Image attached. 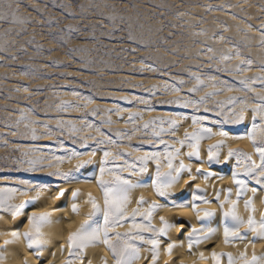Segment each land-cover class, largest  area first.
I'll list each match as a JSON object with an SVG mask.
<instances>
[{"label": "rangeland", "instance_id": "1", "mask_svg": "<svg viewBox=\"0 0 264 264\" xmlns=\"http://www.w3.org/2000/svg\"><path fill=\"white\" fill-rule=\"evenodd\" d=\"M12 13L22 22L14 23ZM225 55L233 58L223 61ZM246 60L252 61L251 67L237 73ZM262 69L264 0H0V182L52 184L58 169L46 167L45 161L39 166L43 170L30 171L26 161L40 156L60 163L47 154L56 150L57 141L83 151L80 142L92 146L90 142L104 138L100 132L133 133L135 128L139 130L130 139L123 138L110 151L143 152L133 151L136 146L150 150L152 129L145 132L143 125L159 113H184L168 101H199L221 92L198 111L187 109L190 115L222 119L220 102L235 96L246 99L248 106L255 104L258 92L264 96V85L257 80L251 92L212 85L228 81L239 88L240 80L264 77ZM195 76L206 87L192 93L199 86ZM209 76L217 79L210 81ZM174 85L180 91H171ZM150 89L156 90L155 96ZM85 97L93 102L88 104ZM64 104L79 108L62 109ZM149 105L155 110L146 111ZM118 108L128 111L117 113ZM94 109L98 112L91 115ZM132 111H140L143 119L127 124L126 131L115 125V115L124 118ZM107 119L111 126L103 124ZM85 121L100 130L85 127ZM68 125L82 130L72 133ZM49 129L53 131L46 135ZM33 130L39 139L31 138ZM38 147L43 153L31 151Z\"/></svg>", "mask_w": 264, "mask_h": 264}, {"label": "snow or ice", "instance_id": "2", "mask_svg": "<svg viewBox=\"0 0 264 264\" xmlns=\"http://www.w3.org/2000/svg\"><path fill=\"white\" fill-rule=\"evenodd\" d=\"M11 19L14 23H21L15 13H12ZM220 39H223L221 36ZM130 43L135 44L134 41L129 36ZM139 47V45H137ZM136 49L134 48L133 51ZM211 51V49H208ZM233 57L231 55H225L221 59L223 61H229ZM236 58H240V53H236ZM252 65L251 60H246L243 64L238 65L235 69L237 73L245 71L247 68H250ZM149 70L156 71L157 69L151 65L148 66ZM264 71V69H262ZM197 84L199 85L196 88L191 90L192 93L201 91L204 85L203 80L199 76L193 77ZM210 81H215L217 77L209 76ZM259 80L264 82V77H256L251 80H240L238 83L239 88L235 85L229 83L228 81H221L219 84H213L214 88H221L222 91H243L251 92L254 89L251 87L252 84L256 83ZM168 89H166L167 91ZM171 91L178 92L180 88L173 86ZM151 96L156 95L155 89L149 90ZM73 95L79 96L80 93L73 92ZM221 92H212L207 97L201 98L199 101L196 100H185L181 102L180 100L168 101V104L176 105L178 108H195L198 109L203 106L208 99L213 96L220 95ZM88 104L93 102L92 97H85ZM142 104H149V100L144 97L137 98ZM248 101L243 98L230 97L227 101L220 102L218 105L219 115L223 117L219 120H210L207 115L193 113L187 115L184 113H170L174 116V119H154L146 122L143 125V130L147 132L149 129H152V139L155 142L150 150H145L142 146L133 147V151H143L144 155L141 156L138 160L132 161L128 159V154L126 153H116L115 155L110 151L111 147H120L121 140L125 137L131 138V135L138 131L139 129H133V133H115L108 134L100 132V135L104 137L103 139L97 140L95 145L89 146L86 141L80 142V148L84 149H69L66 148L62 141L56 142V150H49L47 153L53 159L57 160L60 163H63L65 160H80L84 156L95 157L97 153L102 154V158L99 161L98 169H93L97 171L98 175H90L89 170L90 166L93 164L92 160L82 161L77 164L75 169L72 172H55L52 175L58 180L65 183H96L100 188L103 194V203L104 207L101 208L97 201L89 194L87 203L92 207V214L86 218L84 224L80 228L72 233L68 238V247L69 251V260L67 264H76L77 260L82 261L84 252L89 247H96L99 245L106 246L112 253L113 258L116 261V264H136V261L140 259V245L135 243V241H141L142 243H148L151 245L149 251L151 252V264H157L159 255L161 240L160 237L167 236L168 232L177 227L175 223H169L161 217L162 227L159 229L153 228L151 224V218L155 212L160 210L162 207H171L177 209L189 208L191 207L197 216L200 213L197 211L199 203L207 204L211 203L206 196V189L197 188L195 191L190 192L189 198H180L173 199L171 189H173L181 180L183 174L187 173L191 180H196L198 177L191 175L192 167L191 164L185 165L184 161L180 159L181 149L187 147L190 151L187 153L190 161H200V167L196 168V172L199 178H202L206 183L210 181L214 176H217L216 173L212 171L203 172L202 167L205 163L200 159V145L204 140H210L214 136H220L223 139L214 145H211L208 148L207 155V164L211 168L213 164L221 163V153L227 148V159L235 160V165L231 171V178L233 184L236 186V199H232V190H227V195L222 203L220 202L221 195L225 190H220L215 193L216 201L219 203L221 209L225 205H229V209L226 212H223V235L225 244H233L237 241H245L248 239L250 233H254L252 239V244L255 245L257 240H264V218L257 222L253 215H249L247 221L245 222L242 219L237 211V205L242 198L247 197L248 193L251 192L253 198L256 196L257 191H264V96H259L256 98L255 107L251 108L252 119L247 128L241 133H232L229 130H226L224 125L226 124H242L245 119V113L249 110ZM237 106H240L239 112L235 111ZM79 108V105L64 104L61 105V108ZM146 111H154L155 107L149 105ZM121 111H128V109L118 108L117 113ZM98 110L94 109L91 115H95ZM259 118V119H258ZM143 116L140 114L130 115L127 119L128 123L135 124L138 120H142ZM190 120L193 127L198 126V130L193 133L185 132L183 140L174 141V143L179 144V148H174L167 143H165L161 136L165 134L175 135L179 131L180 125L178 121ZM21 122H24L22 120ZM31 123V122H28ZM112 121L110 119L104 120L103 124L111 126ZM212 125L217 127L213 128ZM27 126V125H26ZM165 126H167L168 131H165ZM44 128H48L47 124L42 125ZM72 133H77L82 129H77L74 125H68ZM85 127L93 128L95 127L99 131V126H95L92 122L85 121ZM53 130L49 129L46 135H50ZM259 135V143L257 142V136ZM31 138L33 140L39 139L35 131L31 132ZM248 139L252 142L253 148L255 149L260 163L257 164L252 160V157L248 154L241 151H234L231 148H228L226 141L228 140H243ZM156 144H163V149H157ZM62 150V151H61ZM33 153L40 152L43 153L42 148H35L31 150ZM57 152L60 154L58 155ZM29 155V153H25ZM161 157L165 161V166L168 171L164 174L161 173ZM117 159H123V165H117L115 161ZM179 160V163H175ZM27 164L29 165L30 171H40L43 170L39 166L44 163L40 159H28ZM155 163V175L150 177L148 183L142 181H132L129 178H125L120 175L121 172L125 170L130 171L132 176H142L148 173L149 163ZM243 166V172H240L239 169ZM112 176L111 181H105V175ZM218 179H224V175H218ZM248 181H254L257 187H249ZM18 183L25 185L24 188L17 187H0V212H8L15 219L23 217L26 215V210L35 205L39 199V193L49 190L52 185L48 183H38L29 180H20ZM34 186L37 191V196L33 197L31 200L25 201L21 204H13L12 200L15 199L17 193L20 195H28V187ZM57 188L60 187L59 184L56 185ZM152 188L157 197L163 198L165 201L164 204H149L148 207L142 211L143 206L145 205V200L141 197L137 201V208L133 210L131 217H128L127 208L131 203V193L138 188ZM65 192L59 190L57 199L64 197ZM80 196L79 191L72 193L73 202H72V211L73 213H78V204L75 202ZM244 206L247 211L250 213L255 212L254 199H244ZM204 217L211 218L215 214L212 212H204ZM140 216L143 222H138L137 217ZM94 217H101L102 219L94 220ZM59 223V221H56ZM125 222H128L133 232L125 233L123 236L120 233H116L115 239L118 241H123L121 245L112 244L110 241L112 237L109 236L110 231H114L118 227H122ZM27 223L29 224V230L23 233L24 239L27 241V246L29 249L33 250L34 254L39 257L46 245V241L43 239L42 230L50 226L53 221L51 219V213H43L41 215H28ZM245 223L248 228L247 233H240V228L245 226ZM183 227V225H179ZM145 231H151L154 233L151 237H145L142 233ZM218 229L201 227L200 229H192L188 235V245L189 249L194 245H199L205 243L208 240H211ZM13 239L11 241H5V244H10L18 240L21 236L19 228L13 229L9 233ZM177 247L174 243H169L167 245V252L171 254L173 249ZM201 259L204 258L203 253L200 254ZM227 259V264H264V257H257L253 254L252 258L249 259L247 256V251L242 252L239 256V259L233 257L230 253L217 254L216 252L212 253V260L214 264H221L223 259ZM4 257L0 255V261ZM106 264V262H105Z\"/></svg>", "mask_w": 264, "mask_h": 264}, {"label": "bare ground", "instance_id": "3", "mask_svg": "<svg viewBox=\"0 0 264 264\" xmlns=\"http://www.w3.org/2000/svg\"><path fill=\"white\" fill-rule=\"evenodd\" d=\"M259 84L264 85V82L259 81ZM257 95L263 96L260 92H258ZM107 107L111 111H114L113 106L107 105ZM252 107H255V104H249V110L245 113V119L242 124H236V128L233 129L224 126L225 129L231 131L232 133L243 132L251 122ZM181 110L184 112V114L190 115L188 114V112H190L188 109L181 108ZM235 111H237V109H235ZM134 114L142 115L140 111H132L130 115ZM128 117L125 116L123 118L119 114L115 115V125L121 127L124 131H126V128L128 126L127 124H129L127 122ZM159 118L168 120L174 119V116L166 113H159L155 115V119ZM209 119L215 120L214 118L210 117ZM178 124L180 125L179 131L175 135L165 134L160 137V139H162L165 143L174 148L180 147V145L174 143V141L183 140L185 132L193 133L198 130V126L193 127L190 120L178 121ZM212 127L215 128L217 126L212 125ZM165 131H168L167 126H165ZM257 138H259V135L257 136ZM222 139L223 138L220 136H214L210 140L202 141L200 145V159L205 162L203 164L202 171H212L216 173L217 176L222 174L225 176V178L222 180L218 179L217 176H214L210 181L206 183L202 178H199L196 172V168L201 166L200 161H190L187 155L190 149H188L187 147L181 149L180 159L184 161L185 165L191 164V175L197 176L198 178L196 180H191L190 176L187 173L183 174L180 182L173 189H171L172 198H189L191 191H195L197 188H202L206 189V198L211 201V203L203 204L197 202L199 204V207L197 209V211L200 213L199 216H197L196 212H194L191 207L183 209L162 207L160 210L153 214L151 218V224L153 228L159 229L162 227L161 217H163L165 221L169 223H175L177 225V227L172 228L168 232L167 236L160 237L161 247L157 264H214V261L212 260L213 252H216L217 254L230 253L233 257L239 259L240 254L242 252H245L246 250L249 259L252 258L253 254H255L257 257H264V240H257L255 245H253L252 239L255 235L254 233H250L248 235V239L245 241H237L233 244H225L224 242L222 224L223 212L228 211L230 206L225 205L224 208L221 209L219 203H222L224 201L228 189L232 190V199H236V186L233 184L231 178V171L233 166L235 165V160H228V162L225 163L228 150L227 148H225L221 153L220 164H213L211 168L207 164L208 148L211 145L219 143ZM257 142L259 143V141ZM154 143L155 142L153 140L148 141L147 147L151 149V146ZM226 143L228 145V148H231L234 151L244 152L251 156L252 160L257 164L260 163L259 157L250 140H228L226 141ZM90 144L95 145L96 143L90 142ZM163 147V144H156L157 149H163ZM124 153L128 154V159L132 161H136L144 155V152L135 154L130 153L127 150H125ZM101 158L102 154L99 152L95 157L84 156L80 160L73 159L70 161H65L63 163H53L52 161H50V159L43 160L40 158V156L34 157V159H40L44 162L48 161L45 162L44 165H46V167L54 166V168L58 169L57 171L59 172H72L77 164L81 163L82 161L92 160L93 164L90 166L89 170L90 175H98V172L93 171V169H98L99 161L101 160ZM115 163L117 165H123L124 160L117 159ZM175 163L178 164L179 160H177ZM155 168V163L150 162L148 165V173L145 175L132 176L130 175L129 170L121 172L120 175L125 178H129L132 181H142L144 183H148L150 177L155 175ZM167 171L168 169L165 166V161L163 157H161V173L164 174ZM239 171L243 172V166H241ZM104 180L111 181L112 176L106 174L104 176ZM52 181V187L47 191L39 193V199L37 203L30 206L26 210L25 216L14 219L10 215V213L0 212V255L4 257V259L0 261V264H67L70 251L68 247V238L72 233L76 232L82 224L85 223L86 218L89 217V215H91L93 212L91 205L87 203L89 194H91V196L97 201L101 208L104 207L103 194L96 183H65L63 181H58L57 179H54ZM57 184L60 185L59 188L56 187ZM248 184L249 187H257L254 181H248ZM0 187L24 188L25 185H22L18 182L11 184L0 182ZM59 190H63L65 192V196L57 199ZM77 190L80 193L79 198L75 201L78 204V213H73L72 193ZM220 190L225 191L221 195L220 202L218 203L215 198V193ZM36 196L37 191L35 187L29 186L28 195H20L19 193H17L15 199L12 200L11 203L21 204L25 201L31 200ZM141 197H143L146 202L142 208V211L145 210L149 204L165 203L163 198L157 197L155 191L152 188H138L131 193V203L127 208L129 218L131 217L133 210L137 208V201ZM244 199H254V213H250L245 209ZM206 211L212 212L215 215L211 218H206L203 215V213ZM237 211L239 216L244 219L245 222L247 221L249 215H253L255 220L259 222L262 218H264V191L258 190L254 198L252 196V193L249 192L247 197L242 198L238 203ZM46 212L51 213V219L53 223L42 230L43 239L47 243L42 254L37 257L34 254L33 250L28 248L27 241L24 239L23 233L29 230V224L27 223L28 215H41ZM96 219L102 218L94 217V220ZM136 219L138 222H143L140 216H138ZM56 221H59V223H57ZM179 225H183V227H180ZM201 227L218 229V231L215 233L211 240H208L207 242L201 243L199 245H194L190 250L188 245V235L192 229L198 230ZM16 228H19L21 232L20 238L13 243L5 244V241H11L13 239V237L9 233L11 230ZM129 232L134 233V230L131 228L128 222H125L122 227H118L114 231L109 232V236L112 237L110 242L115 245H121L123 241H118L115 239L116 233H120L123 236L125 233ZM247 232L248 228L245 223V226L240 228V233L243 234ZM142 234L145 237H151L154 235V233H152L151 231H145ZM135 243L140 245V259L136 261V264H151V252L149 251L151 245L148 243H142L141 241H135ZM169 243H174L177 245V247L173 249L171 254H168L166 250ZM201 253H203L204 256L203 259H201ZM105 262L106 264H116L111 251L106 246L101 244L96 247L87 248L82 257V261L77 260L76 264H105ZM221 264H227V259H223L221 261Z\"/></svg>", "mask_w": 264, "mask_h": 264}]
</instances>
